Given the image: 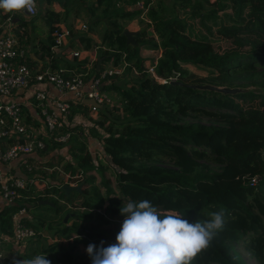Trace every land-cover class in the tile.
<instances>
[{"label":"trees","instance_id":"trees-1","mask_svg":"<svg viewBox=\"0 0 264 264\" xmlns=\"http://www.w3.org/2000/svg\"><path fill=\"white\" fill-rule=\"evenodd\" d=\"M42 1L50 6H43L46 38L32 48L43 64L39 71L64 66L85 73L87 58L70 55L77 43L84 51L95 49L97 59H101L100 67L94 64L86 80L101 72L103 64L123 68L121 74L102 84L104 91L119 96L121 105L100 106L90 128V135L100 143L114 172L109 175L108 166L95 164L85 142L80 141L87 137L78 125L66 130L74 132L73 143L67 147L44 138L38 156L50 158L41 165L53 167L62 158L54 153L67 148L71 161L63 169L81 176L77 180L82 184L81 192L76 193L83 199L84 211L75 212L67 225L62 238L74 237L67 248L55 243L45 246L38 235V251L20 256L13 251L12 256L22 260L45 254L52 264H92L88 245L98 248L101 241L105 247L116 243L124 220L120 213L123 203L146 199L161 213L179 212L192 222L206 221L208 213L225 210L223 229L191 264H247L236 249L241 241L257 264H264V0H170L168 11L163 0H77L85 11L87 31L70 30L71 42L59 52L52 48L73 1ZM130 6L132 9H127ZM11 13L0 14V23ZM141 14L152 30L140 29L135 36L137 44L127 45L125 23ZM75 16L79 18L80 13ZM11 23V31L23 47L27 23L22 24L14 14ZM99 26L97 42L94 35H98ZM213 26L217 38L231 40L229 49L219 52L214 48ZM146 49L160 54L151 66L153 74L140 57V50ZM45 59L48 63H43ZM31 62L35 63L27 56V63ZM189 65L208 75L190 80L194 74L187 69ZM133 72L136 77H130ZM122 75L128 77L124 85L114 81ZM193 84L260 87L263 93L225 95L192 89L189 85ZM254 102H259L258 107L247 106ZM23 112L24 122L30 124L28 111ZM88 113L85 103L73 107V114ZM190 115L207 116L211 122H186ZM97 127L103 134L96 131ZM163 159L172 167L163 165ZM209 161L216 163L215 169ZM57 193L64 196L60 188L31 190L25 206L29 211L47 200L57 216L61 209L52 196ZM70 195L62 197L68 204L75 199ZM16 208L0 210V233L11 234L10 215ZM39 208L44 207H38V215L29 211L40 224L36 226L38 232L45 225L50 228ZM108 219L116 227L105 228ZM91 221L93 224L86 225ZM10 259L4 263L13 264Z\"/></svg>","mask_w":264,"mask_h":264},{"label":"built area","instance_id":"built-area-1","mask_svg":"<svg viewBox=\"0 0 264 264\" xmlns=\"http://www.w3.org/2000/svg\"><path fill=\"white\" fill-rule=\"evenodd\" d=\"M137 5L142 7L141 3ZM27 15H37L36 5ZM7 23L11 27L10 17ZM80 29L87 27L82 24ZM68 38L69 30L61 27L53 51L64 48ZM81 54V51H74L70 55L81 58ZM148 71L154 73L152 67H148ZM87 73L67 67L39 71L27 63V52L19 45L14 33L0 35V201L2 207H17L10 215L11 234L0 233V264L9 259L5 248L22 247L37 235L38 230L25 206L31 190L38 192L43 187L64 185H53L50 179L38 173V154L45 145L43 139L68 145L74 132L66 130L76 126L73 107L85 103L89 112L97 113L98 108L86 101L100 106L108 102L102 84L113 75L121 74L122 68H105L86 80ZM51 88L57 95L50 94ZM23 109L29 113L30 124L24 122ZM89 126L93 127V123ZM69 174L72 175L70 169L64 174L65 181L69 182L70 178L75 181L67 185L76 186L81 176Z\"/></svg>","mask_w":264,"mask_h":264},{"label":"clouds","instance_id":"clouds-1","mask_svg":"<svg viewBox=\"0 0 264 264\" xmlns=\"http://www.w3.org/2000/svg\"><path fill=\"white\" fill-rule=\"evenodd\" d=\"M36 0H0L5 13H31ZM104 69V68H102ZM124 216L116 243L97 248L89 244L86 251L92 264H191L208 249L215 235L225 225V210L208 213L206 221H190L179 212L161 213L149 200L129 201L120 208ZM13 264H52L47 255L31 259H13Z\"/></svg>","mask_w":264,"mask_h":264},{"label":"rangeland","instance_id":"rangeland-1","mask_svg":"<svg viewBox=\"0 0 264 264\" xmlns=\"http://www.w3.org/2000/svg\"><path fill=\"white\" fill-rule=\"evenodd\" d=\"M85 1V0H84ZM170 0H167L166 2H164L165 5V9L168 11L170 10ZM70 6V14L68 17V22L69 23V18L72 19L73 17V13L77 10L78 12L82 11V13L85 14V11L83 9V7L76 1H73V3L69 4ZM81 7V8H78ZM142 17V18H141ZM77 20H82V24H86V20L84 17H80V18H76ZM147 18L146 16H144V14L141 15H137L135 17H133L130 21L125 23L126 28L130 26V28L132 29H136V30H140V29H146V30H152L151 28H149L146 24ZM81 24V25H82ZM211 24V23H210ZM88 28V27H87ZM101 28L102 27H98V35H96V39H98L100 41V32H101ZM213 30V35L212 37H214V42H213V46L214 48L219 51L222 52L224 50H227L231 47L232 43L230 39H220L217 38V33H216V28L213 26L212 27ZM86 30H78L77 32H85ZM138 31H134V32H138ZM74 32V31H73ZM136 36V35H135ZM134 36V39H135ZM69 39V38H68ZM74 51H78L77 49H74ZM159 56V51H151V50H140V57L144 60L145 63V68L151 67L155 58ZM157 60V59H156ZM187 69L189 70V72L193 73L194 76L192 78H190V80H197L199 78H203L206 77L208 75V73L205 70H202L200 68H196L193 65H189L187 67ZM122 72H123V68H122ZM134 74H136V72H133V75H131L130 77H136ZM116 83L122 84L124 85L128 79V77H124V75L119 76L117 78H114ZM106 96L108 98V102H106L105 104L108 105V107L112 108H116L117 106L119 107L121 105L120 100H119V96L114 93V92H106ZM259 102H254L251 104H248L247 106H252V107H258ZM118 112V111H117ZM116 112H114L113 114H115ZM77 116L78 114H74V116ZM87 119L88 123H93V120L97 118V113L96 112H92L90 111L86 116H84ZM186 122H195V121H200L203 123H210L211 119L207 116H203V115H190L188 117H186L185 119ZM76 125L80 126L82 125L79 122H75ZM90 126H88V134H91V130H90ZM97 132L99 133H103L102 128H96ZM86 136V135H85ZM81 137V136H80ZM87 137V136H86ZM93 138V137H92ZM83 137L80 138V141H84L85 145L87 147L88 152L92 155L95 164H101L103 167L104 166H108L107 169H109L110 171L108 172L109 175H112V172H114L111 164H110V160L104 156L103 152H102V147L100 145V143L97 141V139L95 138L96 141H92L89 140L88 138L84 139ZM91 141V142H90ZM73 141H71L69 143L72 144ZM66 147L68 146L67 144L65 145ZM60 157H62L60 160H56V163L53 167H48L47 165H41V163H38V173L41 174L43 177L46 176L47 179H50L51 183L53 185H59V183L62 184H69V182L75 181L74 178H70L68 179L69 182L65 181L64 178V174L67 172L69 169H63V166L70 162V156L67 152V148L60 150L58 154H56ZM161 163L163 165L172 167V164L168 161L163 159L161 161ZM212 167H214L215 169V165L216 163L209 161L208 162ZM52 174H54L53 178H52ZM70 175V174H69ZM73 177H77V175H70ZM78 184V183H77ZM85 189H88L89 191H91V187H85ZM52 196L54 198H57V205L60 206L61 209V214L59 213L57 216L54 214V209H50L48 207V205L46 206V204H39V206H43L44 209H40V213L42 214V219L43 221L49 220V225L50 228L46 227L45 231L42 230V227L39 229L41 234L39 235V237L45 239V240H49L55 237V235H60L58 237H62L63 235L65 236L68 228L67 225L71 223V219L73 217V214L75 212H79L82 213L84 211V208L81 207V202L83 201L82 198L79 197L78 193L76 192H72L70 196H72L73 198L75 197L74 201L71 203H67V201H65L62 197H66L65 195L60 197V194H52ZM38 205L36 206L37 208H33V209H29L30 212L34 213V215H38ZM50 206H54V205H50ZM28 211V213H29ZM94 213V212H93ZM30 214V213H29ZM31 215V214H30ZM65 216H67V220L66 222H64V218ZM53 220V221H52ZM38 222V220H37ZM62 222V224H61ZM87 224H93V221L86 223ZM40 225V224H38ZM47 226V225H45ZM113 227H116V224L113 220L108 219V223L105 225V228H107L108 230L112 229ZM55 244H58L57 242H54ZM46 246V245H45ZM66 247V246H64ZM237 251L239 252V254L243 257V259L246 261L247 264H257V261L249 254V252L246 250V248H244L243 242H239L237 244Z\"/></svg>","mask_w":264,"mask_h":264},{"label":"crops","instance_id":"crops-1","mask_svg":"<svg viewBox=\"0 0 264 264\" xmlns=\"http://www.w3.org/2000/svg\"><path fill=\"white\" fill-rule=\"evenodd\" d=\"M72 1H76L77 2V0H70V2H72ZM82 1H84V0H78L79 3H81ZM163 1L166 2L167 0H163ZM35 5H36V8H37V15L34 16V17H29L27 15V13L25 11H23V10L20 11V12H12L11 15L14 14V15L20 17L22 19V24L27 23L26 24V35H27V37L25 39L26 43H25V45L22 48L26 50L27 56H29L30 60L35 62V63L31 62V63H28V64L31 65L35 69H40V67L43 64L37 58V56H36L35 52L32 50V48L36 45L37 41L39 42V40H44L46 38L47 28H46L45 20H44L45 19V15H44V12H43V6H45V5L46 6H50V5L48 3H45V2L43 3L42 0H36ZM54 8H56V10L62 11V8L57 6V5H55ZM127 9H132V7L130 6ZM4 13L5 12L3 10H0V14H4ZM63 13H65V12L63 11ZM76 13H78L77 10L73 13V17L74 18H72V19L69 18V23H67V24H66V22L65 23L64 22L61 23V26L63 27V29L65 28V29L69 30V32H70V30H73L74 33L77 32L78 30L81 31L80 25L82 24L81 23L82 20L80 21V20L76 19L77 18V16H75ZM79 13H80L79 18L80 17H84V14L82 13V11H80ZM69 14H70V12L65 13V15H66L65 17H66L67 22H68ZM11 15L8 16L7 19L9 17L11 18ZM7 19L4 22L0 23V28L2 29V31L0 32V35H4V34H8L9 32H12L11 31V27L7 23ZM126 29L129 30V31H132V32L138 31L136 29L130 28V26L127 27ZM94 38L96 39V35H94ZM96 40H97V42H99L98 39H96ZM69 42H71L70 39H67L65 41V46ZM81 47H82V45L77 43L74 46V49H77L78 51H81L82 54L80 55L81 58H79V59L87 58L88 62L86 64L85 68H86V71L89 72L91 70V68L93 67V65L97 64V61H98L97 58L98 57H97L96 52H94L95 49L93 51H84V49H82ZM73 52H74V50L71 51L70 54L73 53ZM159 56H160V54H159ZM158 57L155 58L154 62L156 61V59ZM69 59H71V58H69ZM48 61H49V59H45L43 63H48ZM60 64L62 65L63 63L60 62ZM109 67H111L110 64H103L102 68L105 69V68H109ZM49 92H50L51 95H57V91L54 90L53 88H51L49 90ZM74 118H75V122H79V123L82 124V125H80L79 128L83 132V135L84 136L86 135L89 140L96 141L95 138H92V136L90 134H88L89 123L87 122V119L81 114H78L77 116L75 115ZM78 137H80V135ZM63 149H66V148H62L61 150H63ZM58 153H59V151L54 153V155H56ZM49 158H50V156H46V157L38 156V163L39 162L43 163L46 160H48ZM12 166L15 167V163H13ZM18 174H20V173L18 172ZM4 208L5 207L1 206V201H0V210H2ZM33 225H34L35 228H36V226L38 227L37 220L33 219ZM46 227L47 226L42 227V230L45 231ZM40 234H41L40 232H39V234L37 232L36 237H34L33 239H30L29 241H27L22 247H19V248L7 247V248H5L4 251H6V254L11 258L10 260L14 259V256H12V252L13 251L15 253H18L19 256L20 255H24V254L30 255L31 253H33L35 251H38V240H39L38 239V235H40ZM41 236H42V234H41ZM58 236H60V235H55L54 238L49 239V240L48 239L47 240L44 239V240H42V244H44V245L46 244L47 245L49 243L57 242L58 243L57 245H59L61 247L66 246L64 248H67L68 246H70L71 244L74 243V237L69 238V239H65V238L58 237Z\"/></svg>","mask_w":264,"mask_h":264},{"label":"water","instance_id":"water-1","mask_svg":"<svg viewBox=\"0 0 264 264\" xmlns=\"http://www.w3.org/2000/svg\"><path fill=\"white\" fill-rule=\"evenodd\" d=\"M123 34L126 37V43L127 45H136L137 42L134 39V36L137 34V32H132L127 29L123 30ZM101 64V59H98L96 68L98 69ZM192 89H198V90H208V91H214L225 95H234L237 93H243V92H255V93H263L262 89L260 87H228V86H219V85H213V84H193L189 85ZM87 103L90 105H93L96 108H100V105L96 104L95 102L91 100H87ZM264 136V134H263ZM81 186L82 184H77L76 186H69L67 184H64L60 187V190L64 193L66 197L70 195L72 192H81ZM38 204H46V205H53L47 200H42ZM67 216L64 218V222H66Z\"/></svg>","mask_w":264,"mask_h":264}]
</instances>
